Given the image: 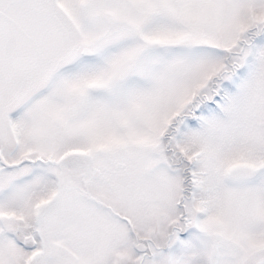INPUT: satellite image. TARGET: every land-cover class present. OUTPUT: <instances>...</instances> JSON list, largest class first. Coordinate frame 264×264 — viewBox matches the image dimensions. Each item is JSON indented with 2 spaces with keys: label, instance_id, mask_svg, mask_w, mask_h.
Wrapping results in <instances>:
<instances>
[{
  "label": "snow or ice",
  "instance_id": "obj_1",
  "mask_svg": "<svg viewBox=\"0 0 264 264\" xmlns=\"http://www.w3.org/2000/svg\"><path fill=\"white\" fill-rule=\"evenodd\" d=\"M0 264H264V0H0Z\"/></svg>",
  "mask_w": 264,
  "mask_h": 264
}]
</instances>
